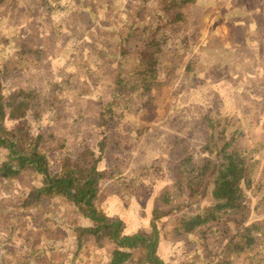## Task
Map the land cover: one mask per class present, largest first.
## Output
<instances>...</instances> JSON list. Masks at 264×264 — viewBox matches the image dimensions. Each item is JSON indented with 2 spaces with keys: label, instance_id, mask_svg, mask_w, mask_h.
I'll return each instance as SVG.
<instances>
[{
  "label": "rangeland",
  "instance_id": "obj_1",
  "mask_svg": "<svg viewBox=\"0 0 264 264\" xmlns=\"http://www.w3.org/2000/svg\"><path fill=\"white\" fill-rule=\"evenodd\" d=\"M238 1L0 4V92H30L38 104L28 117L31 133L44 132L50 154L74 157L103 138L99 168L117 163L130 176L152 166L153 180H143L146 189L138 196L119 195L108 184L100 203L107 216L123 221L125 234L150 232L153 201L171 182L168 170L185 154L198 161L211 133L226 142L227 152L247 155L246 164L259 160L255 180L261 187L254 196L255 186L245 189L249 220L264 219V0ZM153 32L160 45L146 54L152 75L142 96L130 85L142 69L135 46ZM117 75L125 76L126 92L112 99ZM4 155L0 149V160ZM21 176L0 177V264H107L111 246L105 241L100 245L85 236L75 246L73 228L88 222L71 204L54 198L23 205L24 193L40 177ZM165 223L156 254L164 264H184L197 243L177 238ZM262 244L257 258L264 259ZM255 259L232 264H256Z\"/></svg>",
  "mask_w": 264,
  "mask_h": 264
},
{
  "label": "trees",
  "instance_id": "obj_2",
  "mask_svg": "<svg viewBox=\"0 0 264 264\" xmlns=\"http://www.w3.org/2000/svg\"><path fill=\"white\" fill-rule=\"evenodd\" d=\"M5 2L0 0V4ZM177 15L178 20L181 17ZM155 32L143 43L141 38L140 45L135 46L142 57V69L133 73L137 77L130 85L142 96L150 90L147 81L152 75L146 67V54L160 45ZM114 80L112 99L124 97L125 76L117 75ZM37 107L29 91L20 88L7 95L0 92V149L5 150V157L0 160V177L18 179L23 172L38 175L39 185L24 193L23 205L34 207L60 198L80 212L88 223L73 228L77 248L87 236L96 244L105 241L111 246L107 264H164L156 248L162 225L169 221L174 236L197 243L196 252L184 264H232L245 257L264 264V259L257 258L262 248L258 244H264V219L249 220L250 194L245 189L255 186L251 191L254 196L261 187L259 180H255L259 160L246 164L247 155L227 152L226 142L214 139L211 133L199 147L198 161L185 154L168 170L171 182L153 201L150 232L125 234L123 221L107 216L100 203L110 186L119 195L126 192L138 196L146 189L143 180H153L152 166H142L138 174L130 176L122 175L117 163L99 168L105 147L103 138L86 151L87 156L86 152H78L74 157L63 152L50 154L44 132L31 133L28 117L34 116Z\"/></svg>",
  "mask_w": 264,
  "mask_h": 264
},
{
  "label": "crops",
  "instance_id": "obj_3",
  "mask_svg": "<svg viewBox=\"0 0 264 264\" xmlns=\"http://www.w3.org/2000/svg\"><path fill=\"white\" fill-rule=\"evenodd\" d=\"M238 2H240V3H241L242 1H241V0H239ZM238 2H237V6H240V7H244V4L246 3V2H244L243 4H240V3H238ZM247 43H249V42H247ZM263 55H264V53H263Z\"/></svg>",
  "mask_w": 264,
  "mask_h": 264
}]
</instances>
